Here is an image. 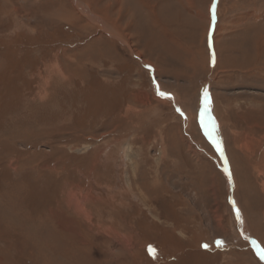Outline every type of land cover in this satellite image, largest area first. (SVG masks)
Returning a JSON list of instances; mask_svg holds the SVG:
<instances>
[{"label":"rangeland","instance_id":"374dc122","mask_svg":"<svg viewBox=\"0 0 264 264\" xmlns=\"http://www.w3.org/2000/svg\"><path fill=\"white\" fill-rule=\"evenodd\" d=\"M215 2L0 0V264H264V0Z\"/></svg>","mask_w":264,"mask_h":264},{"label":"snow or ice","instance_id":"6c2138e0","mask_svg":"<svg viewBox=\"0 0 264 264\" xmlns=\"http://www.w3.org/2000/svg\"><path fill=\"white\" fill-rule=\"evenodd\" d=\"M211 15H212L213 21H215V19H216V2H215V0H213V5L211 7ZM157 88H158V86H157ZM158 94L161 95V96H167L168 95V94L162 93V92H158ZM207 95L208 94L206 92L205 93L206 102H207ZM208 110L209 109H206V111H208ZM214 143L216 144L217 151H219L221 156H223V149L220 146V144L218 142H216V141H214ZM226 171H227V169H226ZM230 175H231V173L229 172V176ZM237 213L239 214V210L238 209H237ZM219 243H222V242H219ZM204 247L207 248L208 245H204ZM261 258H264V250L261 251Z\"/></svg>","mask_w":264,"mask_h":264},{"label":"bare ground","instance_id":"6f19581e","mask_svg":"<svg viewBox=\"0 0 264 264\" xmlns=\"http://www.w3.org/2000/svg\"><path fill=\"white\" fill-rule=\"evenodd\" d=\"M206 109L207 108L203 109L202 116H203L204 122L207 123L209 121V118H211V117L209 116V111H206ZM210 122H211V119H210Z\"/></svg>","mask_w":264,"mask_h":264},{"label":"water","instance_id":"95a60500","mask_svg":"<svg viewBox=\"0 0 264 264\" xmlns=\"http://www.w3.org/2000/svg\"><path fill=\"white\" fill-rule=\"evenodd\" d=\"M255 245H256V247H257V249H258V252H259L260 255H261V251H262L261 248L257 246L258 244H257L256 242H255ZM263 259H264V258H263Z\"/></svg>","mask_w":264,"mask_h":264}]
</instances>
